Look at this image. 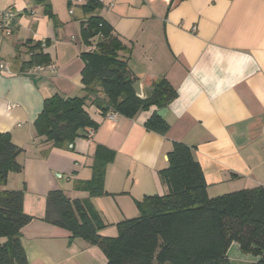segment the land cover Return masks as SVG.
<instances>
[{
  "label": "crops",
  "instance_id": "obj_1",
  "mask_svg": "<svg viewBox=\"0 0 264 264\" xmlns=\"http://www.w3.org/2000/svg\"><path fill=\"white\" fill-rule=\"evenodd\" d=\"M87 1L0 0L1 8L18 14L10 34L0 28V58L11 71L0 72V132L21 149L16 160L22 166L0 189L24 187L23 210L33 217L21 229L27 264H105L99 247L69 240V231L43 220L47 192L88 198L105 223L99 233L115 236L117 222L138 214L136 200L167 191L158 171L167 165L172 141L191 146L210 197L264 187V0H97L95 13L124 43L121 53L144 96L160 78L176 90L163 116L169 129L165 135L146 130L155 107L110 119L89 104L97 123L90 140L79 135L57 147L36 138L34 120L45 98L83 95L77 35ZM45 3L56 22L45 14ZM27 40L46 43L48 64L21 70ZM98 145L114 157L105 169V193L90 196L73 181L91 178ZM227 256L230 264L258 259L242 253L236 241Z\"/></svg>",
  "mask_w": 264,
  "mask_h": 264
},
{
  "label": "trees",
  "instance_id": "obj_2",
  "mask_svg": "<svg viewBox=\"0 0 264 264\" xmlns=\"http://www.w3.org/2000/svg\"><path fill=\"white\" fill-rule=\"evenodd\" d=\"M98 8L97 0L82 5L86 17L81 23V41L93 46L80 52L83 95L54 94L44 99L34 120L40 142L63 147L79 135L86 138L97 127L86 109L89 104L102 114L130 118L155 107L144 122L146 130L165 135L169 129L165 117L156 111L169 105L176 90L160 78L147 95L136 96L132 84L137 77L121 53L126 47L112 25L95 13ZM45 14L56 22L48 3ZM24 44L28 59L20 61L22 71L50 62L42 50L45 42L27 40ZM20 151L8 133L0 132V186L6 184L9 172L21 171L16 160ZM113 157L112 149L98 145L91 178L76 179L73 187L90 196L105 193V169ZM167 157V165L158 171L167 191L136 200L138 214L117 222L115 236L99 233L105 223L88 198L70 199L61 189L47 192L43 220L69 231V240L82 238L99 247L105 264H230L227 249L233 241L239 243L242 253L258 258L252 264H264V187L210 197L191 146L172 141ZM23 195L24 187L0 189V264H27L21 229L33 217L23 210Z\"/></svg>",
  "mask_w": 264,
  "mask_h": 264
},
{
  "label": "built area",
  "instance_id": "obj_3",
  "mask_svg": "<svg viewBox=\"0 0 264 264\" xmlns=\"http://www.w3.org/2000/svg\"><path fill=\"white\" fill-rule=\"evenodd\" d=\"M71 1L80 3L82 0H71ZM17 16L18 14L16 10L12 8H1L0 7V28L6 35L10 34L11 26L16 20ZM50 67L53 68V66L51 65ZM0 72H4V73L11 72L9 63L7 61L2 60L1 58H0ZM106 116L110 119H113L114 113L109 112ZM93 132H94V129H90L88 131L87 137H86L87 140L91 139Z\"/></svg>",
  "mask_w": 264,
  "mask_h": 264
},
{
  "label": "water",
  "instance_id": "obj_4",
  "mask_svg": "<svg viewBox=\"0 0 264 264\" xmlns=\"http://www.w3.org/2000/svg\"><path fill=\"white\" fill-rule=\"evenodd\" d=\"M132 88H133L137 97H140V98L144 97L143 89H142L141 83L139 81L134 82L132 84ZM166 112H167V107L158 109L156 111V114L160 117H163L166 114Z\"/></svg>",
  "mask_w": 264,
  "mask_h": 264
},
{
  "label": "rangeland",
  "instance_id": "obj_5",
  "mask_svg": "<svg viewBox=\"0 0 264 264\" xmlns=\"http://www.w3.org/2000/svg\"><path fill=\"white\" fill-rule=\"evenodd\" d=\"M77 37H78L79 41H81L80 32L78 33ZM81 43H82V41H81ZM81 48H82L83 50H86V49L88 50L89 46H87V45H85V44H82ZM116 229H117V228H116ZM116 234H117V233H116Z\"/></svg>",
  "mask_w": 264,
  "mask_h": 264
}]
</instances>
